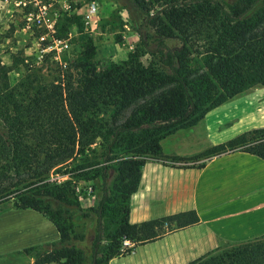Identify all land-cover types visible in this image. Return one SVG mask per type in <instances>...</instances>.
<instances>
[{"label": "trees", "instance_id": "obj_1", "mask_svg": "<svg viewBox=\"0 0 264 264\" xmlns=\"http://www.w3.org/2000/svg\"><path fill=\"white\" fill-rule=\"evenodd\" d=\"M131 2L155 35L154 50L145 49L156 60L154 65L142 66L134 57L126 65L97 69L88 42L84 61L58 66L55 77L43 85L28 77L10 85L8 73L21 60L13 57L10 66H0V172L15 174L18 184L23 183L11 206L40 212L58 234L48 250H25L33 253V264H107L136 245L195 223L197 217L191 211L127 222L128 197L145 161L138 157L147 153L161 158L159 140L194 125L249 85L257 84L264 92V0ZM165 39L176 40L178 46L167 47ZM138 40L146 45L140 33ZM26 82L29 90H21ZM134 105L133 119L111 125L92 115L102 108L119 112ZM144 125L147 129H142ZM137 130L153 133L148 142L128 140L131 146H125L133 149L132 154L115 157V150H123V136ZM96 137L101 138L98 170L83 171V165H76L71 168L80 170L76 177L65 173L69 179L62 183L44 181L50 169L74 161L75 156L85 158ZM234 149L264 161V127L213 146L200 156ZM20 173L25 179H18ZM73 178L92 182L95 193L90 207H80ZM91 216L90 246L78 249L65 222ZM123 241L131 246L123 249ZM188 264H264V234Z\"/></svg>", "mask_w": 264, "mask_h": 264}, {"label": "crops", "instance_id": "obj_2", "mask_svg": "<svg viewBox=\"0 0 264 264\" xmlns=\"http://www.w3.org/2000/svg\"><path fill=\"white\" fill-rule=\"evenodd\" d=\"M217 125L199 120L159 140L162 157L144 161L128 197L129 224L189 211L197 221L136 245L107 264H187L223 245L264 234L263 160L232 150L186 161L234 138H223ZM86 200V207L91 206V199ZM57 238L53 224L38 211L12 206L0 210V264H23L15 261L21 254L28 257L25 264H33L25 250L48 246Z\"/></svg>", "mask_w": 264, "mask_h": 264}, {"label": "rangeland", "instance_id": "obj_3", "mask_svg": "<svg viewBox=\"0 0 264 264\" xmlns=\"http://www.w3.org/2000/svg\"><path fill=\"white\" fill-rule=\"evenodd\" d=\"M92 1L96 5V17L85 23L84 11L87 4ZM0 4L2 5L0 10L3 9L2 18L0 16V66H10L13 57L21 60V63L8 73L10 85L20 83L25 77H28L29 81L38 80L41 85L48 83L52 77H55L58 66L70 60L84 61L82 53L88 42L93 46L91 62L97 69L126 65L134 57L135 62L142 66L156 63V60L145 52V49L154 50L155 35L153 30L145 25L144 16L135 8L131 0H2ZM222 4L225 6L224 3ZM8 10L11 12L9 13ZM137 32L144 39L145 46L139 42ZM164 43L167 47L178 46L174 39H165ZM27 84L26 82L24 87L19 88L27 91L29 90ZM136 108V105L129 106L119 112H115L112 108H102L100 111H93L92 115L95 119L106 120L108 125H111L133 119L136 116ZM200 120H205L211 125L218 122L220 131L225 135L223 138L229 137V134H233L235 138L242 133L262 128L264 127V92L257 84H251L206 112ZM196 124L179 130L190 129ZM141 127L147 129L146 125ZM152 133L151 130H137L125 134L123 150H115L113 155L128 157L133 152V149L132 151L126 149L125 144L131 146L128 140L148 142ZM212 134L211 132L210 135ZM100 146L101 138L96 137L89 149L85 150V158L80 159L79 156H75L74 161L70 159L67 163L50 169L44 181L62 183L69 179L68 174L65 173L76 177L80 170H71L76 165H83V171L98 170ZM205 157L200 156L196 160L190 158L186 161L195 162ZM138 158L146 160L150 155L146 153ZM83 159L87 161L83 162ZM9 173L0 172V208L11 206L13 196L22 191L23 183L18 184L17 175ZM18 179H25V174L20 173ZM109 180L107 179L108 183ZM72 183L80 207L87 208L86 199L91 198L85 196L82 189L91 187L92 182L73 178ZM92 192L94 199V189ZM90 201L91 204L94 202L92 199ZM65 224H70L69 235L76 237L74 243L78 249L85 250L90 246L94 235L93 216L91 219L71 217ZM233 246L235 245L226 244L208 254L228 250ZM122 247L127 248L123 245ZM49 248L51 247L47 246L42 250ZM27 254L32 258V252ZM26 257L21 254L15 261L25 264Z\"/></svg>", "mask_w": 264, "mask_h": 264}, {"label": "built area", "instance_id": "obj_4", "mask_svg": "<svg viewBox=\"0 0 264 264\" xmlns=\"http://www.w3.org/2000/svg\"><path fill=\"white\" fill-rule=\"evenodd\" d=\"M83 17L85 23H88L89 21H91L92 18L96 17V5L93 1L87 4ZM82 191L85 194V196H88L93 200V192L91 187H85L84 189H82ZM122 245L126 247H130V243L128 241H123Z\"/></svg>", "mask_w": 264, "mask_h": 264}]
</instances>
